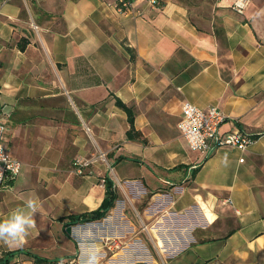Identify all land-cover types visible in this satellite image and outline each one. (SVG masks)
Instances as JSON below:
<instances>
[{
	"label": "crops",
	"instance_id": "obj_1",
	"mask_svg": "<svg viewBox=\"0 0 264 264\" xmlns=\"http://www.w3.org/2000/svg\"><path fill=\"white\" fill-rule=\"evenodd\" d=\"M233 1L0 0L3 145L21 162L0 220L38 206L4 264H264V0ZM183 102L252 142L193 151ZM107 177L114 205L68 224Z\"/></svg>",
	"mask_w": 264,
	"mask_h": 264
},
{
	"label": "built area",
	"instance_id": "obj_2",
	"mask_svg": "<svg viewBox=\"0 0 264 264\" xmlns=\"http://www.w3.org/2000/svg\"><path fill=\"white\" fill-rule=\"evenodd\" d=\"M133 1L115 0V8L122 12L131 11ZM248 3L249 0H234L232 8L236 12H242ZM181 113L177 126L193 151L208 154L222 146L244 149L253 140L239 129L223 131L221 125L226 116L214 106L200 108L190 102H183ZM8 115L9 113L0 114V190L10 187L21 169L20 160L13 157L3 145L5 118Z\"/></svg>",
	"mask_w": 264,
	"mask_h": 264
},
{
	"label": "clouds",
	"instance_id": "obj_3",
	"mask_svg": "<svg viewBox=\"0 0 264 264\" xmlns=\"http://www.w3.org/2000/svg\"><path fill=\"white\" fill-rule=\"evenodd\" d=\"M224 162L227 164V158ZM37 212V202L29 198L25 201L23 210H13L7 218L0 220V242L8 246L21 245L29 230L35 227L34 216Z\"/></svg>",
	"mask_w": 264,
	"mask_h": 264
},
{
	"label": "trees",
	"instance_id": "obj_4",
	"mask_svg": "<svg viewBox=\"0 0 264 264\" xmlns=\"http://www.w3.org/2000/svg\"><path fill=\"white\" fill-rule=\"evenodd\" d=\"M116 102L120 107L125 109L128 114V121L130 123V128L126 132L127 138L128 139L135 138V136H138V132H136V130H134L133 127V114L131 109L126 104H124L120 99H117ZM104 183H105V197L100 203V205L96 209H93L86 213H82L80 215H69L68 219L70 221L68 222V224H72L74 222H85V221L99 219L107 213V211L114 205V201L117 198V193L115 192L111 179H109L108 177L105 178ZM11 254H14V251L5 252L3 256L0 257V262L4 264L3 260L5 261ZM32 257L35 264H53V260L34 254L32 255Z\"/></svg>",
	"mask_w": 264,
	"mask_h": 264
},
{
	"label": "water",
	"instance_id": "obj_5",
	"mask_svg": "<svg viewBox=\"0 0 264 264\" xmlns=\"http://www.w3.org/2000/svg\"><path fill=\"white\" fill-rule=\"evenodd\" d=\"M70 230H71V226H68L67 231L70 232ZM143 264H146V263H143Z\"/></svg>",
	"mask_w": 264,
	"mask_h": 264
}]
</instances>
